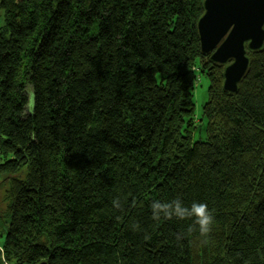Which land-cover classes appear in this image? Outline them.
I'll list each match as a JSON object with an SVG mask.
<instances>
[{"label": "trees", "instance_id": "1", "mask_svg": "<svg viewBox=\"0 0 264 264\" xmlns=\"http://www.w3.org/2000/svg\"><path fill=\"white\" fill-rule=\"evenodd\" d=\"M18 2L0 23L4 264H264V44L229 94L203 0ZM174 199L207 205V237L153 218Z\"/></svg>", "mask_w": 264, "mask_h": 264}, {"label": "water", "instance_id": "2", "mask_svg": "<svg viewBox=\"0 0 264 264\" xmlns=\"http://www.w3.org/2000/svg\"><path fill=\"white\" fill-rule=\"evenodd\" d=\"M202 6L200 52L224 65L222 90L235 94L248 70V51L264 44V0H203Z\"/></svg>", "mask_w": 264, "mask_h": 264}, {"label": "clouds", "instance_id": "3", "mask_svg": "<svg viewBox=\"0 0 264 264\" xmlns=\"http://www.w3.org/2000/svg\"><path fill=\"white\" fill-rule=\"evenodd\" d=\"M153 218L160 220L161 217L155 214V209L163 211V219H178V220H192L193 225L198 226L199 234L202 237H207L211 232L213 224V216L205 203L193 202L190 206H185L180 199H174L169 202H154L152 204ZM189 225L188 232L196 231L197 228ZM179 238V237H178Z\"/></svg>", "mask_w": 264, "mask_h": 264}, {"label": "rangeland", "instance_id": "4", "mask_svg": "<svg viewBox=\"0 0 264 264\" xmlns=\"http://www.w3.org/2000/svg\"><path fill=\"white\" fill-rule=\"evenodd\" d=\"M11 1H16L18 3L17 0H7L5 3V6H4L5 12L6 11H9L11 13L15 12L16 9L12 8L10 5ZM16 2H15V5H16ZM5 17H6V14H4V19H5ZM196 75L197 76H196V80L194 82V88H193L194 114L196 117L195 123L196 124L200 123V126L198 127L196 132H194V134H193L194 139H198L199 135L201 137H203L205 135L204 130L206 127V119L205 118H203V120L201 119V117H202L201 111H202L203 104L207 100V90H208V86H209L208 79L205 76H203L199 73H197ZM0 193H1V190H0ZM2 195H4V194H2ZM0 198H1V196H0ZM2 198H3V200H5L4 196H2ZM6 205H7V203L5 201L0 203V212H2V213L6 212ZM5 226H6V228H5ZM6 229H7V224L4 222L3 224L0 225V246L2 245V243L4 241V235H5ZM1 258H2V256H1ZM0 263L4 264L3 259L0 260Z\"/></svg>", "mask_w": 264, "mask_h": 264}, {"label": "crops", "instance_id": "5", "mask_svg": "<svg viewBox=\"0 0 264 264\" xmlns=\"http://www.w3.org/2000/svg\"><path fill=\"white\" fill-rule=\"evenodd\" d=\"M7 1V0H6ZM6 1L5 2H3V3H1L0 4V23H2L3 21H5V19H4V14H5V3H6ZM18 1V0H17ZM15 2L16 1H11L10 2V5H11V7L12 8H14V9H17V7L19 6V2L17 3L16 2V5H15ZM9 5V6H10ZM3 13V14H2ZM1 183V182H0ZM2 184V183H1ZM2 185H0V187H1ZM1 193H0V196L2 197V196H4L5 197V192H4V190H2V187H1ZM2 194H4V195H2ZM1 247H2V245L0 246V250H1ZM2 258H1V255H0V260H1Z\"/></svg>", "mask_w": 264, "mask_h": 264}, {"label": "bare ground", "instance_id": "6", "mask_svg": "<svg viewBox=\"0 0 264 264\" xmlns=\"http://www.w3.org/2000/svg\"><path fill=\"white\" fill-rule=\"evenodd\" d=\"M2 200H3V198L1 197V198H0V203L3 202V201H5V200H3V201H2ZM6 203H7V201H6Z\"/></svg>", "mask_w": 264, "mask_h": 264}]
</instances>
